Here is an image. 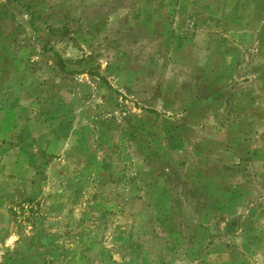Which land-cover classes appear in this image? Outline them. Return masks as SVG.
<instances>
[{"label": "rangeland", "instance_id": "374dc122", "mask_svg": "<svg viewBox=\"0 0 264 264\" xmlns=\"http://www.w3.org/2000/svg\"><path fill=\"white\" fill-rule=\"evenodd\" d=\"M0 264H264V0H0Z\"/></svg>", "mask_w": 264, "mask_h": 264}]
</instances>
